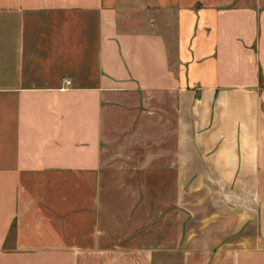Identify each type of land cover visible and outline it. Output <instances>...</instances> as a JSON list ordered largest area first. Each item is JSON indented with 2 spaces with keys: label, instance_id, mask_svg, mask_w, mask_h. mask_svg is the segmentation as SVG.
<instances>
[{
  "label": "crops",
  "instance_id": "0c3cea01",
  "mask_svg": "<svg viewBox=\"0 0 264 264\" xmlns=\"http://www.w3.org/2000/svg\"><path fill=\"white\" fill-rule=\"evenodd\" d=\"M0 264H264V0H0Z\"/></svg>",
  "mask_w": 264,
  "mask_h": 264
},
{
  "label": "built area",
  "instance_id": "2783aa9c",
  "mask_svg": "<svg viewBox=\"0 0 264 264\" xmlns=\"http://www.w3.org/2000/svg\"><path fill=\"white\" fill-rule=\"evenodd\" d=\"M63 85H64V86H68V85H69V82H68V81H64V82H63Z\"/></svg>",
  "mask_w": 264,
  "mask_h": 264
}]
</instances>
